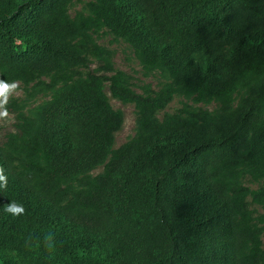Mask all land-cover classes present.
Listing matches in <instances>:
<instances>
[{"label": "trees", "instance_id": "1", "mask_svg": "<svg viewBox=\"0 0 264 264\" xmlns=\"http://www.w3.org/2000/svg\"><path fill=\"white\" fill-rule=\"evenodd\" d=\"M0 79V264H264V0H0Z\"/></svg>", "mask_w": 264, "mask_h": 264}, {"label": "rangeland", "instance_id": "2", "mask_svg": "<svg viewBox=\"0 0 264 264\" xmlns=\"http://www.w3.org/2000/svg\"><path fill=\"white\" fill-rule=\"evenodd\" d=\"M86 1V0H83ZM80 10L79 4H73L72 7L69 9V15L72 16L76 11ZM99 44L107 47L109 50L113 51V58L112 63L113 67L116 70L123 71L130 76L133 77L134 82L136 84L144 83L150 85L152 89H156V80L153 77H142L140 74L139 66L137 65L136 61L134 60L131 51L129 48L122 43L121 41L112 42L111 37L104 36L99 41ZM105 94L108 97V103L113 110H118L122 114V125L118 132L114 134V145L113 148L118 147L122 143H124L127 139H129L133 134V108L131 105H122L119 102L112 100L105 89ZM22 97V91L20 90V85L18 84V88L16 92L12 95V98H19ZM43 99L38 97L35 99L32 104V107L36 104H39ZM183 102L180 98H174L168 106L164 109V112L171 113L173 110L180 106V103ZM206 110H212L214 108L213 104L208 106L197 105ZM14 119L11 114L7 121H0V139L2 138V134L11 130V125L13 124ZM101 171V168L95 169L91 174L95 175ZM251 189H254L256 186L253 184L246 183ZM257 213H261V209L253 206L252 207ZM261 243L262 249L264 250V233L261 236Z\"/></svg>", "mask_w": 264, "mask_h": 264}, {"label": "clouds", "instance_id": "3", "mask_svg": "<svg viewBox=\"0 0 264 264\" xmlns=\"http://www.w3.org/2000/svg\"><path fill=\"white\" fill-rule=\"evenodd\" d=\"M18 88V82L12 81L8 82L6 80L0 79V121H7L9 117L8 103L12 95L16 92ZM8 187V177L5 170L0 167V191L6 190ZM4 211L13 216L19 217L25 213L24 205L11 200L4 205ZM50 236H46L45 240H50Z\"/></svg>", "mask_w": 264, "mask_h": 264}]
</instances>
